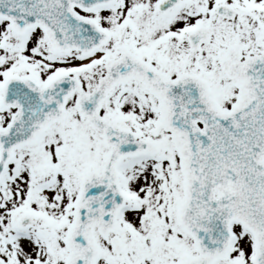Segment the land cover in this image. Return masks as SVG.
Instances as JSON below:
<instances>
[{"label": "water", "instance_id": "1", "mask_svg": "<svg viewBox=\"0 0 264 264\" xmlns=\"http://www.w3.org/2000/svg\"><path fill=\"white\" fill-rule=\"evenodd\" d=\"M12 1L0 0V17L11 20L19 31L43 26L56 51L78 49L88 55L106 42L104 30L76 15L73 7L93 10L113 0ZM176 1L165 3L173 6ZM217 13L228 19L236 15L227 5H220ZM207 40L208 30L202 27L191 35L193 48ZM241 50L233 46L221 60L226 73L243 90L244 97L231 111L218 110L207 85L196 76L161 89L167 115L163 124L173 132L186 176V199L180 219L197 239L201 251L183 264H212L223 256L230 246L234 220L253 234L255 264H264V55L240 61ZM104 86L89 96L88 100L96 103V110L104 100ZM77 88V82L66 76L56 78L42 90L22 78L6 83L3 102L17 107L18 112L10 125L0 131V179L14 149L34 142L53 120L61 118L66 97ZM107 138L115 158L122 150H126L123 157L145 150L129 147L128 142L135 140L129 132L111 127ZM97 183L104 184L106 201L120 193L117 181L110 176L85 182L76 204V220L68 233L70 254L66 264H95L99 252L92 228L98 226L104 233L114 229L117 211L100 214L92 209L90 199Z\"/></svg>", "mask_w": 264, "mask_h": 264}, {"label": "flooded vegetation", "instance_id": "2", "mask_svg": "<svg viewBox=\"0 0 264 264\" xmlns=\"http://www.w3.org/2000/svg\"><path fill=\"white\" fill-rule=\"evenodd\" d=\"M164 1L115 0L105 7L108 35L104 48L98 50L101 54L96 56L98 52L95 56L85 57L79 51L73 52L78 58L71 66L68 75L79 82V89L72 94H76L79 115L68 118L65 112L63 117L53 121L34 143L16 148L14 158L0 180V193L6 197L10 222L22 233L35 232L38 238L42 237V240L49 242L51 247L62 248V243H66V239L64 241L62 239L63 232L66 229L70 230L73 222L70 218L63 219V216L75 217L76 200L84 183L96 176L103 180L106 176L108 178L110 176L118 181L124 194V201L122 203L120 198H116L106 202L101 194L100 197H94L93 192L91 205L99 213L106 212L107 204L112 206V210L119 209L114 231L104 234L95 227L94 234L99 244L111 245L109 247L113 255L107 256L106 264L115 258L118 261L115 264H126L128 261L130 248L126 245V240H123L125 229L121 226L123 214L128 208L126 182L128 170L125 161L134 160L139 156L114 158L113 148L107 140V131L112 126L118 131H130L137 139L144 140L146 138L141 137L133 128H126L118 123L117 120L122 119L118 116L119 111L124 110L126 105L135 103L134 114L145 112L152 115L154 106L164 102L161 96L164 85L191 74L202 77L208 84L210 80L212 81V75L207 73L208 70L205 68L200 70L197 66L192 67L191 64V55L201 48L195 51L191 49L190 36L193 30L186 17L187 0H178L175 6L163 5ZM76 11L83 16H89L90 13L78 8ZM237 16L238 11L236 18ZM236 18L232 21L223 19L231 25L232 31L235 28ZM8 22L9 32L0 31V35H8L0 40V51L6 48L11 53L7 60H1L3 57H0V65L5 63L10 67L12 65V68L9 73L0 75V130L8 126L17 112L16 108L6 106L2 102L7 80L22 77L44 88L52 79L62 74H52L43 64L48 50L56 52L41 26L19 32L14 29L10 21ZM227 49H221L219 64ZM262 53H264L262 50L244 48L241 59L244 60L247 55ZM233 82L235 83L233 87L240 98L242 90L236 81ZM103 84L105 99L99 110H96V103L92 101L85 103L82 108L81 103L88 100L90 94ZM213 89L210 86V93L218 103ZM104 107L110 112L117 110V120L112 121L111 117L103 116L101 112L104 111ZM163 114L164 110L162 116ZM147 147L151 149L152 144H147ZM31 149L36 152L35 156L41 155L40 158L47 157V150L55 153L57 157L55 168L49 164L45 165L46 172L41 171L43 175L54 172V177L50 176L48 181H44L43 186L45 190L43 193L50 196L54 209H35V212L29 209V178L33 176L41 181L44 178L36 176L31 170ZM62 149L64 151L61 153ZM18 151H21V160L14 165ZM102 189L103 186L100 185L98 191L101 192ZM111 209L109 211H112ZM44 211L48 213H43ZM114 237L116 239L113 240ZM134 243L136 249L131 253L135 252L142 258L140 264H181L191 257L190 254L179 251L178 245H175L177 249L174 250L167 247L165 250L162 248L157 251V247L148 245L147 240H137ZM162 244L163 241H158V245ZM114 245H117V248H114ZM62 258L61 252L56 251L44 264H62Z\"/></svg>", "mask_w": 264, "mask_h": 264}, {"label": "rangeland", "instance_id": "3", "mask_svg": "<svg viewBox=\"0 0 264 264\" xmlns=\"http://www.w3.org/2000/svg\"><path fill=\"white\" fill-rule=\"evenodd\" d=\"M187 2L186 17L191 29L202 25L208 27L211 32L210 41L197 53L193 52L191 55L192 67L208 70L207 73L212 75V81L210 80L208 85L214 88L213 93L219 106L229 110L238 102L239 97L233 87L235 83L221 69L219 53L221 49L226 50L234 44L244 46L246 50L258 49L264 52V0H187ZM220 3L229 4L237 9L238 16L234 23V31L226 20L216 14V7ZM88 15L106 29V8L90 12ZM0 31L9 32L8 21L0 19ZM5 37L8 35H0V40ZM98 52L96 56L101 54L100 51ZM10 53L8 49L3 48L0 51V57L3 58L0 59L7 60ZM44 58L45 68L54 74L69 73L78 56L73 52L56 54L48 50ZM11 68L12 65L10 67L5 63L0 65V75L9 73ZM135 107L134 103L126 105L124 110L119 111L118 116L122 117L121 120L116 118L117 110L110 112L104 107V111L101 112L103 116L111 117L112 121L116 119L120 125L133 128L152 144L149 152L134 160L125 161L128 170L126 176L128 208L123 214L121 226L125 229L123 240H126V245L130 248L126 264H140L142 260L135 252L131 253L136 249L134 241L137 240H147L148 245L157 247V251L162 248L165 250L167 247L174 250L177 249L175 245H178L179 251L188 253L191 257L198 256L196 240L185 230L179 219V209L185 198V177L180 153L172 133L162 124L163 105L160 103L155 105L152 115L145 112L134 114ZM66 113L68 118L79 115L76 94L68 98ZM62 151L64 149L60 150L61 153ZM30 154L31 170L36 176L44 178L42 181L33 176L29 178V209L31 212H35V209H54L50 196L43 193L44 181H48L50 176L54 177V172L50 175L45 173L47 175L45 176L41 171L46 172L45 165L49 164L55 168L57 157L50 150L46 151V158H40L41 155L35 156L36 152L33 149ZM20 160L21 151H18L14 165ZM8 213L6 197L0 193V264H36V262L40 264V261L44 264L56 251L61 252L63 257L61 263L65 264V257L69 251L65 242L62 243V248H55L51 247L49 242H44L42 237L38 238L35 232L22 233L12 225ZM66 218L72 221L74 219L73 216H63V219ZM232 230L231 245L227 253L217 257L213 264H229L231 260L240 264H254L252 236L239 223H234ZM67 232V229L63 232V241ZM158 241H163V244L158 245ZM130 242L132 243L129 245ZM109 246L111 245L98 243L100 255L96 264H106L107 256L113 255ZM115 262H118L117 258L110 260L108 264Z\"/></svg>", "mask_w": 264, "mask_h": 264}]
</instances>
